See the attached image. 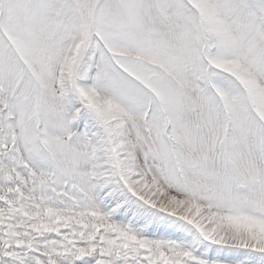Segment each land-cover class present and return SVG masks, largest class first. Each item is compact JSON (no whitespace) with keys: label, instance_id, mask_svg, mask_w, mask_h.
Returning <instances> with one entry per match:
<instances>
[{"label":"snow or ice","instance_id":"snow-or-ice-1","mask_svg":"<svg viewBox=\"0 0 264 264\" xmlns=\"http://www.w3.org/2000/svg\"><path fill=\"white\" fill-rule=\"evenodd\" d=\"M0 264H264V0H0Z\"/></svg>","mask_w":264,"mask_h":264}]
</instances>
